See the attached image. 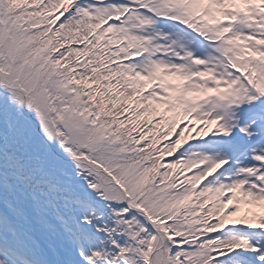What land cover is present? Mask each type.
I'll return each instance as SVG.
<instances>
[{"label":"snow or ice","instance_id":"snow-or-ice-1","mask_svg":"<svg viewBox=\"0 0 264 264\" xmlns=\"http://www.w3.org/2000/svg\"><path fill=\"white\" fill-rule=\"evenodd\" d=\"M0 264H264V0H0Z\"/></svg>","mask_w":264,"mask_h":264}]
</instances>
